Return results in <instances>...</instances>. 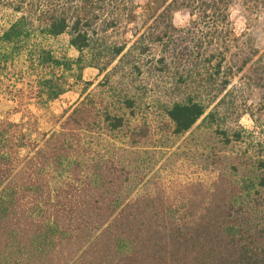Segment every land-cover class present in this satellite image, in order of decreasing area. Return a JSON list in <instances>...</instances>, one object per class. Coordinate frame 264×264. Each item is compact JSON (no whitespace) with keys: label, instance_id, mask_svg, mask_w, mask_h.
Returning a JSON list of instances; mask_svg holds the SVG:
<instances>
[{"label":"trees","instance_id":"obj_1","mask_svg":"<svg viewBox=\"0 0 264 264\" xmlns=\"http://www.w3.org/2000/svg\"><path fill=\"white\" fill-rule=\"evenodd\" d=\"M1 4L20 16L0 32V66L23 52L32 53L30 45L36 30L51 37L67 33L69 46L78 52L75 58L59 59L45 48L38 50V62L48 67L49 72L38 79L37 86L48 99L68 90L69 79L80 80L85 67H94L106 71V79L121 77L126 94L120 108L130 109L133 115L135 100L127 93L140 68L130 60L131 50L152 54L151 47L158 44L159 55L153 54L148 60L150 70L146 71L152 75L157 92L161 88L164 93L163 100L158 98V105L165 112L173 134L186 133L198 121L207 126L215 124L222 144L228 146L244 141V135L240 126L237 129L231 124L221 125L228 117L224 112L230 117L235 115L237 122L249 111L257 127L264 124L258 122L251 109H240L234 104L229 85L235 69L224 65L233 42L243 36L234 33L231 11L236 8L247 20L261 17L264 22V0H148L144 12L154 17V21L136 44L126 50L124 43H107L105 35L118 24L119 14L126 11L132 14L134 0H0ZM182 8L191 19L178 28L172 15ZM108 14L112 18H106ZM251 55L243 56L238 70H242ZM261 60L262 56L256 59L260 65L254 68L258 81L254 84L264 88ZM57 68H61L59 75L55 74ZM95 107L93 97L80 100L59 122V128L42 133L41 140H32L30 133L17 123L0 122V236L4 239L0 264L45 262L59 241L70 236L68 229L92 235V230L86 228L88 223L103 226L96 236L97 240L101 238L98 243L106 236L108 241L103 240V244L122 258L137 246L139 235L134 227L147 233L150 228H143V224L147 225L144 221L159 219V209L155 207L154 211L140 205L144 196L124 206L119 201L98 205V201L113 200L111 184L115 180L107 171L109 160H96L87 164V168L82 167L81 159L87 151L80 136L94 125H102L107 131L120 129L125 120L124 114H112L107 109L96 111ZM261 131L264 132V125ZM141 133L144 132L134 133V142L143 136ZM22 148L28 149L24 157L19 155ZM235 159L238 162L231 163L233 169L240 165L247 167L241 179L236 181L218 173L216 177L220 180L225 177L231 184L221 191L223 196L217 197L220 202L211 203L209 211L205 210L195 221L176 223V229L166 235L165 245L173 259L170 264H264V155L255 158L240 155ZM48 169H54L68 186L64 190L55 187L56 202L51 200ZM43 186L49 189L47 195ZM61 194L67 201L59 204ZM87 197L92 205L83 206ZM23 199L29 202L28 211L19 208ZM44 205L50 208H43ZM35 214L43 218L35 220ZM173 225L169 224L170 232ZM152 231L156 236L159 229ZM161 242L156 241L157 245ZM160 259L168 264L166 255Z\"/></svg>","mask_w":264,"mask_h":264},{"label":"rangeland","instance_id":"obj_2","mask_svg":"<svg viewBox=\"0 0 264 264\" xmlns=\"http://www.w3.org/2000/svg\"><path fill=\"white\" fill-rule=\"evenodd\" d=\"M147 1L134 0L136 6L132 14L126 11L117 16L118 24L110 28L105 35L107 43H124V50L136 44L138 37L154 21V17H148L144 12ZM18 16L19 13L1 4L0 32ZM106 18H112V15L108 14ZM190 19L191 16L184 8L176 10L172 15L173 24L178 28L187 25ZM230 20L234 33L237 36L243 34L233 42L234 45L226 53L224 62L225 66L231 65L235 69L229 85V88L233 89L234 104L240 109H251L258 122L264 123V88L254 84L257 81L254 68L260 65L256 59L262 56L260 62L264 64V22L261 17L247 20L236 8L230 13ZM68 38L67 33L51 37L36 30L30 45L33 48L32 53L23 52L0 66V122L17 123L25 132L30 133L32 140H41V134L59 128V122H62L66 114L82 99L89 100L93 97L96 111L107 109L112 114H124V125L120 129L107 131L102 125H94L91 131L83 132L80 139L87 152L82 156L81 165L87 168V164L96 160L110 161L107 171L110 178L115 180L111 184L113 200L98 201L99 206L113 205L115 201L124 206L132 202V199L144 196L143 201L139 200L140 205L152 207L154 211L155 207L159 209V219L144 221L147 225L145 227L143 224V228H150L147 233L141 231L138 226L134 227L136 235H139L137 246L122 258L103 244V240L108 241L106 236L103 235L104 239L98 243L101 238L97 240L96 236L100 235L103 226L98 228L96 223H88L86 228L92 230V235H82L78 229H68L70 236L59 241L45 262L36 261L35 264H165L164 260L160 259L163 255L167 256L166 263L170 264L173 259L168 254L170 248L165 245L168 240L166 235L176 229V223L184 220L195 221L202 213L209 211L211 203L220 202L221 199L217 197L223 196L221 191L231 184L223 176L221 180L216 177L218 173L236 181L241 179L247 167L240 165L239 168L233 169L231 163L238 162L236 156L255 158L264 155V132L261 131L264 124L257 127L249 111L243 113L237 122L234 121L235 115L230 117L229 113L224 112L228 117L221 125L231 124L237 129L240 126L244 135V141L228 146L222 144L220 135L215 131V124L207 126L198 121L186 133L173 134L165 112L158 105V98L163 100L164 93L161 88L157 92L156 87L152 85V75L146 71L150 67L148 60L153 54L159 55L158 44L151 47L152 54H137V50H131L130 60L140 68V73L136 75V80L129 86L127 93L135 100L133 115L130 109L120 108L126 94L123 84L120 83L121 77L112 76L106 79V71L102 72L94 67H85L80 80L69 79L68 90L57 98L48 99L39 91L37 82L42 75L48 74L49 69L39 64L37 52L45 48L56 58H75L78 52L69 46ZM249 54L254 55L249 57L242 70H238L243 56ZM115 63L116 61L108 70ZM55 70L56 75L61 74V68ZM106 80H110L108 85L105 84ZM140 130L144 132L141 133L143 136L134 142V133ZM27 153L28 149L22 148L19 155L24 157ZM46 175L50 183L51 200L56 202L55 187L60 186L64 190L67 183L58 178L54 169H48ZM43 188L47 195L49 189H46L47 186ZM58 198L59 204L67 201L62 194ZM88 200L87 197L82 201L83 206L92 205ZM28 203L23 199L19 208L28 211ZM43 208L50 207L44 205ZM42 218L43 216L34 215L35 220ZM169 224H174L171 232ZM111 229L114 231L115 227L112 226ZM155 229H159L156 236L152 231ZM152 237L158 243L159 240L162 242L157 245ZM3 242L4 239L0 236V248ZM156 254L159 257H154Z\"/></svg>","mask_w":264,"mask_h":264}]
</instances>
